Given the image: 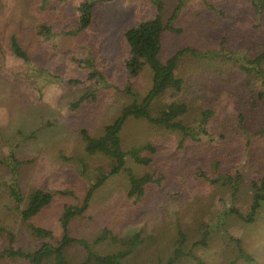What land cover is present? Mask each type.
<instances>
[{"label": "rangeland", "instance_id": "1", "mask_svg": "<svg viewBox=\"0 0 264 264\" xmlns=\"http://www.w3.org/2000/svg\"><path fill=\"white\" fill-rule=\"evenodd\" d=\"M160 2L167 22L178 5L177 0H107L97 2L92 24L80 33L45 35L40 33V25L50 15L40 8V0H0V159L13 154L18 160L10 166L0 164V226L4 228L0 231V250L10 244V233L14 235L12 245L27 253L36 251L45 242L57 244L63 237L61 221L66 206L81 207L90 185L111 172L113 162L108 157L86 152L82 130L91 136H100L104 126L120 116L124 106L141 102L151 88L152 71L148 65L137 76L130 77L125 31L155 17ZM184 2L176 20V26L184 28V32L164 33L163 60L187 46L214 48L215 38L229 24L223 21V28L210 26L220 9L228 11L227 21L238 19L240 24L250 23L246 20L248 15L238 16L243 6L239 0ZM67 12L71 13L72 8ZM66 17L67 28L70 18ZM200 25L208 30L198 38L195 30ZM12 36L18 39L30 61L13 54ZM179 67L178 75L185 77L189 85H200L205 82L199 77L209 75L210 65L204 59L186 54ZM175 94L168 86L161 99L169 102ZM184 97L193 103L191 117L209 107L210 101L214 102L209 87L205 90L187 87ZM236 104L247 109L254 106V101L249 93H243ZM120 136L124 151L147 144L158 148L152 165H140L127 155L125 166L138 176L158 169L167 176L165 188L150 187L144 197L136 199L128 194L126 172L110 176L94 192L83 216L72 218L70 234L87 240L98 254L106 255L124 247L120 242L111 241L95 244L101 228L108 226L121 237L139 233L142 242L124 260L125 264H166L180 228L189 235L184 251L193 249L205 263L214 264L216 249L229 244L224 231H220L226 221L223 215L232 205L229 196L208 182L194 181V167L187 166L186 152L177 147V133L130 117ZM232 151L237 156L240 151L241 159L245 158L240 148ZM142 154L148 152L144 150ZM242 168L247 180L259 171L256 163L248 161H244ZM11 180L24 196L19 206L11 196ZM36 188L51 191L53 199L30 221H24L22 211L30 192ZM249 197L248 190L243 189L238 201L241 211L248 208ZM194 214L216 232L205 249L193 246L201 238ZM29 224L52 230L54 238L39 240ZM223 226L243 239L254 258L253 262L236 259L233 264H264V207L254 222L230 218ZM66 257L69 264H82L87 250L81 244L73 245L66 249ZM0 264H29V260L2 258ZM42 264H55V259H44ZM177 264L197 262L186 255Z\"/></svg>", "mask_w": 264, "mask_h": 264}, {"label": "trees", "instance_id": "2", "mask_svg": "<svg viewBox=\"0 0 264 264\" xmlns=\"http://www.w3.org/2000/svg\"><path fill=\"white\" fill-rule=\"evenodd\" d=\"M99 1L107 0H40V8L48 13V16L50 15L40 25V33L45 35L80 33L92 24L95 6ZM177 2L178 5L167 22L163 19V3L160 2L155 17L141 21L125 31L129 46L127 67L130 77L137 76L145 65H148L152 71V85L147 94L141 102L134 101L124 106L120 116L105 125L100 136H91L87 130H82L86 152L108 157L113 162L111 172L104 174L90 185L81 207L66 206L61 221L63 237L57 244L45 242L36 251L27 253L12 245L14 235L10 233V244L0 250V259L23 257L29 260V264H42L44 259L53 257L55 264H69L66 249L81 244L87 250V257L82 264H125L124 260L139 248L142 242L139 233L121 237L113 229L104 226L96 235L94 243L120 242L124 248L113 254L101 255L87 240L72 236L69 225L72 218L77 215L83 216L88 210L94 192L110 176L122 171L127 173L128 194L131 197L135 196L136 199L144 197L150 187L165 188L167 176L158 169L138 176L125 166L127 155L140 165H152L158 152V148L152 144L132 147L127 151L122 149L120 134L130 117L143 119L152 126L179 135L177 147L186 152L184 162L188 163L187 166L194 167L192 171L195 176L194 181L208 182L209 185L216 186L218 190L229 196L232 205L223 215L225 222L230 218L243 219L249 223L255 221L258 211L264 207V168L260 169L264 164V0H239L243 6H241L242 13L238 12V16L242 18L248 15L246 20L251 24H240L238 19L227 21L228 11L220 9L219 14L211 20L210 26L215 24L217 28H223V21L229 24L219 33V37L215 38L214 48L187 46L178 49L163 60L164 33L180 35L184 32V28L176 26V20L185 2L184 0ZM70 7L72 12L68 13L67 9ZM64 16L70 18V26L67 28L64 26ZM196 25L198 26L199 23L196 22ZM207 30L204 25H200L195 31L198 38H201ZM10 43L14 55L30 61L28 53L15 36H12ZM186 54L204 59L210 65L209 75L199 77L203 80L201 82L205 83L189 85L185 77L178 75L180 62ZM168 86L175 90L176 96L171 101L165 102L161 97ZM193 86L203 90L209 87L214 96V102L210 101L209 107L201 110L196 117H191L193 103L184 97L185 89ZM243 93H249L254 106L247 109L237 107L236 101L239 96H243ZM235 147L244 152L243 160L240 151L237 153L240 156L232 151ZM144 150L148 152L147 155L142 154ZM244 161L256 163L259 168V171L248 180L242 168ZM17 162L13 154H9L7 159H0V164L8 166ZM189 162L194 163L189 164ZM9 188L16 206H19L24 200L21 189L12 180ZM245 188L250 193V203L245 211H241L238 201L241 191ZM52 199L51 191L33 189L28 196L27 206L22 211V219L30 221ZM186 209L194 210L188 206ZM193 218L196 229H199L201 234V238L195 240L193 246L205 249L209 246L213 233L216 232L209 228L202 217L198 219L194 214ZM223 225L220 231H224L225 239L228 238L229 244L216 249L214 264H233L236 259L253 262V255L245 248L243 239ZM29 227L39 240L54 238V233L50 229L34 224H29ZM2 230L4 228L0 226V231ZM187 235L184 230L178 229L173 253L166 264H177L186 255L191 256L197 264H209L205 263L193 249L189 252L184 251L189 236Z\"/></svg>", "mask_w": 264, "mask_h": 264}]
</instances>
